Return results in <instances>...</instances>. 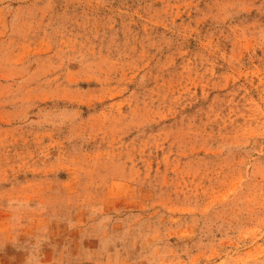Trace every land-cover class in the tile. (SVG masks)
<instances>
[{"label":"rangeland","instance_id":"374dc122","mask_svg":"<svg viewBox=\"0 0 264 264\" xmlns=\"http://www.w3.org/2000/svg\"><path fill=\"white\" fill-rule=\"evenodd\" d=\"M0 264H264V0H0Z\"/></svg>","mask_w":264,"mask_h":264}]
</instances>
